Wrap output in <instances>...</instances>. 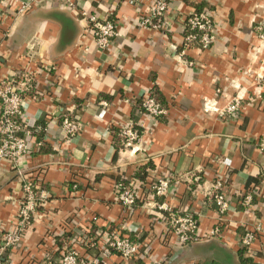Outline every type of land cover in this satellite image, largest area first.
Returning <instances> with one entry per match:
<instances>
[{
	"label": "crops",
	"instance_id": "1",
	"mask_svg": "<svg viewBox=\"0 0 264 264\" xmlns=\"http://www.w3.org/2000/svg\"><path fill=\"white\" fill-rule=\"evenodd\" d=\"M139 1L42 0L18 14L17 0L0 3V12L12 9L0 23V79L30 74L22 118L35 129L33 140L45 137L20 166L46 194L3 264H46L70 247L97 264H141L106 250L99 233L107 230L128 235L160 264H243L240 237L256 225L244 255L264 264V44L256 30L264 0H169L161 29L139 25L152 0ZM83 9L115 23L118 35L106 49L96 47ZM201 9L211 13L215 40L180 57L183 18ZM149 91L165 109L160 117L140 109ZM234 93L243 96L234 118L203 111L204 98L224 105ZM65 113L80 122L70 139L59 124ZM126 124L139 132L132 146L122 145ZM157 177L170 179L166 198L149 197ZM218 177L233 205L222 215L211 199ZM117 181L140 187L132 207L117 201ZM260 185L241 206V196ZM20 187L12 163L0 159V236L14 226ZM150 200L192 213L201 239L177 247L169 216Z\"/></svg>",
	"mask_w": 264,
	"mask_h": 264
},
{
	"label": "built area",
	"instance_id": "2",
	"mask_svg": "<svg viewBox=\"0 0 264 264\" xmlns=\"http://www.w3.org/2000/svg\"><path fill=\"white\" fill-rule=\"evenodd\" d=\"M42 0H17L16 7L12 12L22 13L31 6L40 3ZM131 4H138L139 0H127ZM7 0H0L5 6ZM169 0H152L149 10L138 18L139 25L150 29H161L164 26V15L166 14ZM8 9V10H4ZM0 12V23L6 12L12 10L7 6ZM81 18L91 30V36L96 47L99 50L110 46L113 39L118 35L115 23L108 17L98 15L96 12L80 10ZM183 37L179 56L183 57L188 48L197 45L200 48H208L215 40V25L211 13L207 9L192 11L183 18ZM257 36L264 44V23L256 27ZM191 64V61H187ZM17 77L22 78L19 84L14 77L0 79V159L8 160L20 179L21 199L17 209L14 226L0 236V264H3V254L14 247L21 239L23 230L31 224V218L37 205L46 194L43 189H37L34 181L31 180L23 168L20 166L21 160L28 155L34 145H40L42 139L35 141L32 139L34 128L23 121V99L22 91L26 89L31 80L30 74L24 70L19 71ZM27 76V77H26ZM30 79V80H29ZM219 88L216 91L219 92ZM243 96L240 93H234L224 105H219L216 100L204 98L202 109L205 112L213 113L221 118H234L240 111ZM104 103V102H103ZM138 104L140 109L152 117H160L165 113V109L157 102L149 91L148 94L140 97ZM60 127L65 138L70 139L80 129V122L70 114H63L60 119ZM33 125V124H32ZM37 130H46V126H38ZM120 136L125 146H132L139 138V132L131 125L126 124L120 129ZM258 149L264 152V136L258 143ZM76 184H73L75 187ZM224 183L221 178H216L212 184L211 199L213 200L217 212L222 215L233 205L226 199ZM114 192L117 201L124 207L130 208L141 198V189L137 185H126L122 181H117L114 186ZM170 179L167 177H157L148 185V193L151 199L155 197L166 198L170 193ZM261 193V185L254 187L244 193L239 204L248 206L253 197ZM152 201L151 209L158 213H164L170 218V228L174 235L176 246L183 247L191 242L201 239L197 231V222L192 213H177L165 201ZM260 226L256 225L252 229H247L240 237V247L246 249L254 241ZM210 231L209 234H213ZM103 247L118 253L125 260H134L142 258L144 264H160L158 261H152L150 256L142 250L139 245L133 242L126 234L117 230H107L99 233ZM95 258L82 257L75 247H70L57 257L49 258L46 264H97ZM186 264H203L200 262H189ZM255 264V263H251Z\"/></svg>",
	"mask_w": 264,
	"mask_h": 264
},
{
	"label": "trees",
	"instance_id": "3",
	"mask_svg": "<svg viewBox=\"0 0 264 264\" xmlns=\"http://www.w3.org/2000/svg\"><path fill=\"white\" fill-rule=\"evenodd\" d=\"M151 94L154 96V98L156 99V96L154 95V93H153V91H151ZM157 100V99H156ZM159 104H160V102L159 101H157ZM162 107H163V105L162 104H160ZM164 108V107H163ZM122 145H124L123 144V142H122ZM28 177L30 178V176L28 175ZM31 177H33V176H31ZM34 178V177H33ZM31 179V178H30ZM32 180V179H31ZM178 247V246H177ZM245 254V249H240V251H239V257H240V260L243 262V264H250V262H251V260L249 259V257L248 256H245L244 255ZM137 262H140L141 264H144V262H143V260L141 259V258H136L135 259Z\"/></svg>",
	"mask_w": 264,
	"mask_h": 264
},
{
	"label": "water",
	"instance_id": "4",
	"mask_svg": "<svg viewBox=\"0 0 264 264\" xmlns=\"http://www.w3.org/2000/svg\"><path fill=\"white\" fill-rule=\"evenodd\" d=\"M182 248H184V247H180V249H182ZM190 262H195V261H190Z\"/></svg>",
	"mask_w": 264,
	"mask_h": 264
}]
</instances>
